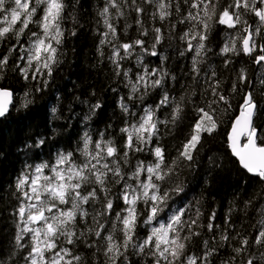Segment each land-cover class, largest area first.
Wrapping results in <instances>:
<instances>
[{
    "label": "snow or ice",
    "instance_id": "6c2138e0",
    "mask_svg": "<svg viewBox=\"0 0 264 264\" xmlns=\"http://www.w3.org/2000/svg\"><path fill=\"white\" fill-rule=\"evenodd\" d=\"M219 3L220 0H104L97 12L101 18L97 23L104 29L99 33L97 53L102 62L104 47L110 48L107 58L113 74L117 78L123 75L124 86L129 89L127 98L120 96L117 102L124 125L119 128L120 142L111 133L106 137L111 124L95 132L94 139L89 122L103 105L74 97L88 105L79 120L83 131L76 146L71 151L57 149L50 161L26 163L14 182L13 195L19 201L14 213L18 217L15 247L27 250L21 257L25 264H143L146 257L148 264H213L224 245L232 251L220 264H237L238 260L239 264H264V206L260 219L252 226L254 235H242L239 230L230 235L229 230L235 227L231 223L232 210L226 214L223 228L216 223L215 211L209 214L206 224L202 223L204 214L199 201H188L187 183L181 179L185 169H195L204 141L219 130L222 117L231 112L233 101L240 95L237 112L231 116L227 147L249 174V180L264 185V124L255 122L264 115V106L254 98V90L241 91L250 83L246 71L241 68L228 83L218 78L211 66L203 75L201 70L211 52L209 45L216 25L236 30L228 34L220 49L224 69L233 63L232 57L241 54L264 66V43H257L264 30V0H229L222 8H218ZM145 4L153 6L151 18L162 25L174 13L181 12L182 4L187 5L186 13L177 22L188 25L179 37L186 45L180 55L194 53L189 69L192 83L181 85L184 91L179 97L170 96V89L164 87L167 81H176L175 75L162 66L149 70L143 65V54L157 55L156 48L165 39L162 27L152 28L150 47H145L142 38L120 42L117 24L129 9L136 14L140 36L148 35L142 19ZM67 8V0H0V46L4 47L0 53V80L15 53L13 67L22 79L35 82L36 93L47 90L54 72L64 62L63 24ZM249 16L255 18L254 24L248 22ZM131 26L126 24L124 31ZM175 27L171 24L168 39H172ZM76 34L75 30L70 32L71 36ZM134 54L143 69L136 73L135 80L131 69L121 72V62ZM259 83L264 85V79ZM194 85L200 86L202 103L192 100L197 95ZM157 88L161 89L159 101L155 106L141 108L142 114L137 117L133 111L135 102L143 104ZM32 94L31 89L25 92L21 107L33 103ZM13 95L12 89L0 86V119L7 117ZM91 95L95 96V91ZM186 108L193 114L190 130L180 141L175 156L166 154L161 137L171 134L183 122ZM161 109L169 110L164 119L157 115ZM57 111V107L51 108L53 115ZM68 111L71 115L66 127L79 116L71 105ZM129 117L133 118L131 122ZM35 143L40 148L46 139L40 135ZM31 147L25 145L26 149ZM138 154L150 155L151 159H140ZM207 160L210 172L221 168L218 157L209 155ZM252 203L253 199L246 201L245 209ZM139 228L147 229L143 236ZM201 229L207 233L218 229L219 233L203 239L202 251L197 254L189 251V245L201 236ZM234 240L238 246L233 245ZM79 245L91 250V262L76 251Z\"/></svg>",
    "mask_w": 264,
    "mask_h": 264
},
{
    "label": "trees",
    "instance_id": "16d2710c",
    "mask_svg": "<svg viewBox=\"0 0 264 264\" xmlns=\"http://www.w3.org/2000/svg\"><path fill=\"white\" fill-rule=\"evenodd\" d=\"M68 8L65 13L63 27L65 28L64 62L54 72L52 82L47 90L43 92H34L35 82H26L22 79L18 69H14L13 61L16 54L13 53L9 59L8 69L4 73V78L0 80V86L10 88L13 91V103L6 118L0 120V261H7V264H25L21 258L26 254L25 250L15 247L16 223L18 217L14 215L19 201L13 195L14 182L20 174L25 164H39L41 161H50L55 155L57 149L71 151L79 140V133L83 131V126L79 120L85 112L88 105L81 104L74 99L78 96L81 101L87 100L88 104H94L99 101L103 107L97 111L96 115L89 122L95 139V132L103 131L111 124V128L105 133L116 137L117 143L120 142L119 128L123 127V117L117 107L120 96L127 98L129 89L124 86L123 75L117 78L113 74V66L108 60L110 48L104 47V57L100 62L97 53L102 24H98L101 18L97 12L104 6V0H67ZM139 3L140 0H137ZM229 0H220L218 8L224 7ZM145 12L142 15L144 27L147 28L148 35L141 37L137 31L136 14L130 9L126 12V17L121 18L117 24V32L121 43L130 42L136 38L145 40V47H150L153 39V27H162L165 33V39L162 44L156 48L157 55L151 56L143 54V65L149 70L157 67H164L169 73L176 76V81H167L165 88L170 89L169 95L179 97L184 91L181 85L192 83L189 76L193 52H188L184 56L180 52L186 47L185 43L179 39L183 31L187 30V23L180 24L178 19L186 13L187 5L182 4L181 12L174 13L168 21L162 23L151 18V12L155 9L151 5H142ZM250 24L255 23L254 17H247ZM131 24L125 32L126 24ZM171 24L176 27L172 32V39H168V30ZM31 27V26H30ZM239 27V25L237 26ZM75 30L76 36H71L70 32ZM235 29H229L225 25H216L212 32L210 43L211 52L205 57V63L201 65L203 72L208 70L209 66L218 73V78L225 79L231 83L236 73L243 68L246 71L248 82L242 87L241 91L254 90V98L264 106V85L259 83L264 79V66L253 63L252 58L241 54L238 57H232L233 63L227 69L223 67L224 57L220 55V49L227 42L228 34L235 33ZM195 43V42H193ZM257 43H264V30ZM239 46V42H238ZM259 51V49H257ZM4 52V47L0 46V53ZM140 49H136L139 53ZM123 55V52H121ZM255 55V53L253 54ZM164 57H167L165 60ZM124 69H131L130 75L135 80L136 73L142 72V66L137 64V58L134 54L131 58L121 62ZM23 66V62H21ZM197 95L192 97L196 103H202L199 100L200 86L194 85ZM116 89L113 91L112 89ZM227 88V85H225ZM32 90L33 99L27 108L21 107L24 94ZM95 91L96 95L91 93ZM191 92V89H189ZM59 97V102L57 101ZM161 89L152 91L144 100L143 104L138 101L133 111L137 117L141 115L140 109L146 105H153L159 101ZM241 102V96L237 95L233 101V107L230 113L222 117V124L219 130L212 137L204 141V147L201 151L198 163L193 171L185 169L181 179L187 183L188 201H199V207L203 216L202 223H207V218L212 211L216 213V223L224 227V218L231 209V223L235 226L229 230V234L239 230L242 235L249 233L255 234L253 225L260 219L261 207L264 206V185L254 183L249 180V174L243 170L238 161L231 155L227 147V133L230 130L231 116L235 115ZM71 105L73 113H79L71 121L70 126L68 116L71 115L68 107ZM57 107L58 111L53 115L52 107ZM168 109H161L157 115L164 119ZM58 117V118H57ZM129 117V121H132ZM193 114L190 108L185 109V118L179 123L176 129L168 135L161 137V144L166 154L172 156L176 154V148L180 141L187 135L189 125L192 123ZM258 125L264 124V115L255 121ZM55 130V132L53 131ZM163 131V128H162ZM43 135L46 144L40 148L36 147L37 138ZM26 144H31V148H25ZM218 157L221 162V168L209 171L208 156ZM140 159L150 160V155L138 154ZM115 192L116 189H113ZM255 194V197L253 196ZM253 199L251 206L245 209V202ZM186 201V203L188 202ZM143 220V217H141ZM140 235L143 236L146 228H139ZM219 230L214 233H207L201 229V236L195 238L189 251L200 254L202 251L201 241L209 238L211 235H218ZM25 237V241H27ZM209 243H213L211 240ZM234 246H238L237 241H233ZM254 250V249H253ZM76 251L85 256L91 262L90 251L79 245ZM231 248L227 245L221 247L218 256L213 258V264H220V260L225 259L231 254ZM12 253H15L13 256ZM96 259H100L99 256ZM145 258L143 264H148ZM239 264V260L237 261Z\"/></svg>",
    "mask_w": 264,
    "mask_h": 264
},
{
    "label": "water",
    "instance_id": "95a60500",
    "mask_svg": "<svg viewBox=\"0 0 264 264\" xmlns=\"http://www.w3.org/2000/svg\"><path fill=\"white\" fill-rule=\"evenodd\" d=\"M12 103H13V99H12ZM12 106V105H11ZM11 106H10V108H11ZM10 108H9V111H10ZM1 120V119H0ZM235 158V157H234Z\"/></svg>",
    "mask_w": 264,
    "mask_h": 264
}]
</instances>
